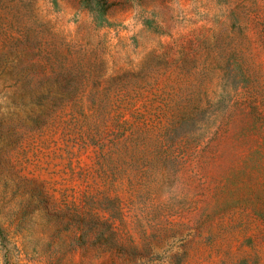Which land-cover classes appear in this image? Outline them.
<instances>
[{
	"label": "rangeland",
	"instance_id": "374dc122",
	"mask_svg": "<svg viewBox=\"0 0 264 264\" xmlns=\"http://www.w3.org/2000/svg\"><path fill=\"white\" fill-rule=\"evenodd\" d=\"M0 264H264V0H0Z\"/></svg>",
	"mask_w": 264,
	"mask_h": 264
}]
</instances>
